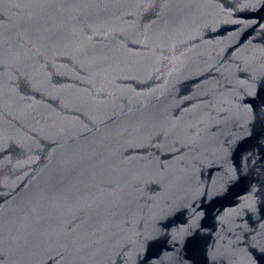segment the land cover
Instances as JSON below:
<instances>
[{"label":"water","instance_id":"1","mask_svg":"<svg viewBox=\"0 0 264 264\" xmlns=\"http://www.w3.org/2000/svg\"><path fill=\"white\" fill-rule=\"evenodd\" d=\"M0 264H264V0H0Z\"/></svg>","mask_w":264,"mask_h":264}]
</instances>
